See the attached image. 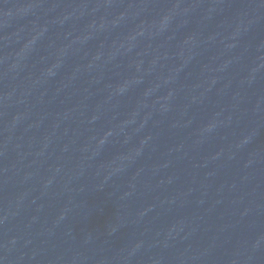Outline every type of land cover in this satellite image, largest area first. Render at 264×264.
Listing matches in <instances>:
<instances>
[{
	"label": "water",
	"instance_id": "obj_1",
	"mask_svg": "<svg viewBox=\"0 0 264 264\" xmlns=\"http://www.w3.org/2000/svg\"><path fill=\"white\" fill-rule=\"evenodd\" d=\"M0 264H264V0H0Z\"/></svg>",
	"mask_w": 264,
	"mask_h": 264
}]
</instances>
